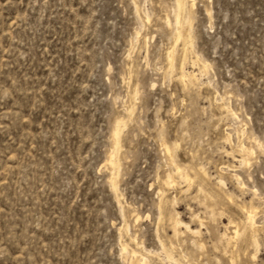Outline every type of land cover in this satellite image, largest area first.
Returning <instances> with one entry per match:
<instances>
[{"label": "rangeland", "instance_id": "374dc122", "mask_svg": "<svg viewBox=\"0 0 264 264\" xmlns=\"http://www.w3.org/2000/svg\"><path fill=\"white\" fill-rule=\"evenodd\" d=\"M142 263L264 264V0H0V264Z\"/></svg>", "mask_w": 264, "mask_h": 264}, {"label": "bare ground", "instance_id": "6f19581e", "mask_svg": "<svg viewBox=\"0 0 264 264\" xmlns=\"http://www.w3.org/2000/svg\"><path fill=\"white\" fill-rule=\"evenodd\" d=\"M183 2V1H182ZM177 3V2H176ZM181 3V2H180ZM188 3V2H187ZM178 6V5H177ZM176 6V7H177ZM189 6V5H188ZM182 7V6H181ZM176 10H177V8H176ZM182 10V9H181ZM175 23L176 24H178L179 23V21H178V14H176L175 15ZM177 36H178V34H177ZM184 48V47H183ZM171 51V50H170ZM168 55H170V54H168ZM169 59V58H168ZM172 61V60H171ZM168 62H170L169 60H168ZM171 64V63H170ZM180 65V64H179ZM170 66V65H169ZM170 68H172V65H171V67ZM179 68V67H178ZM180 72H182V71H180ZM180 78V77H179ZM183 78V77H182ZM232 114V113H231ZM117 129V128H116ZM117 133H119V130L117 131ZM117 133H115V135L117 134ZM118 135V134H117ZM116 135V136H117ZM115 139V138H114ZM116 141V140H115ZM114 141V142H115ZM114 145H116V144H114ZM116 147V146H115ZM114 147V148H115ZM167 147V146H166ZM240 148H241V146H240ZM240 148H238V149H240ZM243 148V147H242ZM241 150V149H240ZM239 150V151H240ZM243 150V149H242ZM244 150H245V148H244ZM166 151L168 152V149L166 148ZM246 151H248V150H246ZM246 151H244V154L245 153H247ZM113 152H114V150H113ZM243 153V152H242ZM241 153V154H242ZM250 153H249V151H248V155H249ZM167 155V154H166ZM171 155V154H170ZM171 157V156H170ZM244 161V160H243ZM107 165V164H106ZM116 165H117V163H116ZM116 165H115V167H116ZM117 169V168H116ZM112 171V170H111ZM200 174V173H199ZM201 175V174H200ZM181 177H183L185 180H189V178L187 177V176H181ZM113 179V178H112ZM114 181V180H113ZM114 184V183H113ZM111 185V184H110ZM115 185V184H114ZM113 185V186H114ZM112 187V186H111ZM247 213H248V220L251 222V224H252V219H253V216H252V211H247ZM182 223H181V221L179 220V219H175V220H173V222L171 223V226H172V229H173V233L174 234H176L177 232H179V227H180V225H181ZM186 230L188 231V232H191V230L190 229H188L187 227H186ZM235 234H237V231L235 230ZM143 264V263H142Z\"/></svg>", "mask_w": 264, "mask_h": 264}]
</instances>
